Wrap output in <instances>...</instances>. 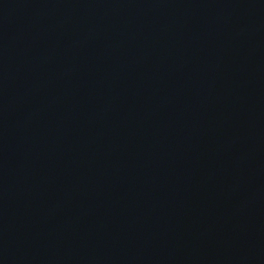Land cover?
Returning a JSON list of instances; mask_svg holds the SVG:
<instances>
[{
	"label": "water",
	"instance_id": "water-1",
	"mask_svg": "<svg viewBox=\"0 0 264 264\" xmlns=\"http://www.w3.org/2000/svg\"><path fill=\"white\" fill-rule=\"evenodd\" d=\"M0 264H264V0H0Z\"/></svg>",
	"mask_w": 264,
	"mask_h": 264
}]
</instances>
